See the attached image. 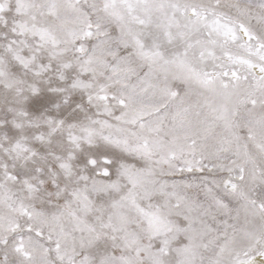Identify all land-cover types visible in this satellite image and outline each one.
Wrapping results in <instances>:
<instances>
[{
	"label": "snow or ice",
	"instance_id": "1",
	"mask_svg": "<svg viewBox=\"0 0 264 264\" xmlns=\"http://www.w3.org/2000/svg\"><path fill=\"white\" fill-rule=\"evenodd\" d=\"M0 264H264V0H0Z\"/></svg>",
	"mask_w": 264,
	"mask_h": 264
}]
</instances>
